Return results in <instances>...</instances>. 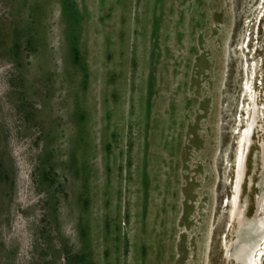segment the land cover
<instances>
[{"label": "rangeland", "instance_id": "rangeland-1", "mask_svg": "<svg viewBox=\"0 0 264 264\" xmlns=\"http://www.w3.org/2000/svg\"><path fill=\"white\" fill-rule=\"evenodd\" d=\"M263 82L264 0H0V264H233Z\"/></svg>", "mask_w": 264, "mask_h": 264}, {"label": "bare ground", "instance_id": "bare-ground-1", "mask_svg": "<svg viewBox=\"0 0 264 264\" xmlns=\"http://www.w3.org/2000/svg\"><path fill=\"white\" fill-rule=\"evenodd\" d=\"M260 108L261 106L254 105L249 111L245 128L239 140L235 161L230 212L233 226L231 238L224 250L225 261L233 264H258L257 259L264 250V120L260 125L259 119L262 117ZM260 127L263 137H259L260 145L258 151L253 154L248 177L246 159L253 143L252 135L256 129L260 130ZM258 160L261 161L260 168L257 165ZM253 175H257V178L254 179L255 176ZM252 185L255 188V193L253 208L249 213L248 192ZM243 187H245L244 192Z\"/></svg>", "mask_w": 264, "mask_h": 264}]
</instances>
